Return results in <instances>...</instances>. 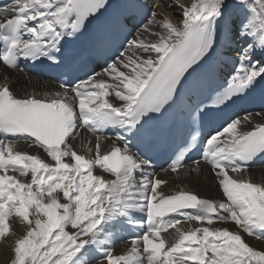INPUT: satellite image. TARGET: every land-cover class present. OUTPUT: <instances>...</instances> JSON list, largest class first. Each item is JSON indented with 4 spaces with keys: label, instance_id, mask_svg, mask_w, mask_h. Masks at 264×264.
Segmentation results:
<instances>
[{
    "label": "snow or ice",
    "instance_id": "6c2138e0",
    "mask_svg": "<svg viewBox=\"0 0 264 264\" xmlns=\"http://www.w3.org/2000/svg\"><path fill=\"white\" fill-rule=\"evenodd\" d=\"M107 7V0H9L0 5V62L17 69L21 58L47 61L68 77L62 91L43 97L17 98L7 78L0 83V238L10 233L9 217L26 227L14 241L9 264H90L92 252L101 257L100 264H264V251L243 236L264 240V183L243 175L248 163L264 154V122L254 123L246 113L200 141L202 159L226 201L185 189L165 194L161 186L166 181L147 172L150 153L176 139L179 150L170 168L182 169L199 135L189 140L191 129L264 80V0L181 5L180 25L164 18L157 24L161 31L152 33L156 40L130 41L129 50L107 62L102 73L88 75L83 69L103 49L105 31L97 29L76 47L67 38L82 35L89 18ZM152 16L145 31L157 23L154 11ZM233 36L251 37L253 43L238 50L227 90L205 96L206 80L196 77L185 84L190 70L210 69L217 55H226ZM113 94L119 106L110 102ZM173 106L176 114L166 116ZM243 124L252 125L251 130H242ZM108 126L121 129L115 140L123 147L113 143L102 153L103 137L96 135L93 157L90 144L86 155L69 142L78 127L96 134ZM20 141L42 150L50 162L17 150ZM193 165L191 170L199 171L200 161ZM97 167L113 178L94 174ZM9 171L30 175V180ZM132 212L146 214V230L131 238L128 253L116 255L108 227ZM169 214L199 226L182 229L181 220ZM228 222L235 231L214 226Z\"/></svg>",
    "mask_w": 264,
    "mask_h": 264
},
{
    "label": "bare ground",
    "instance_id": "6f19581e",
    "mask_svg": "<svg viewBox=\"0 0 264 264\" xmlns=\"http://www.w3.org/2000/svg\"><path fill=\"white\" fill-rule=\"evenodd\" d=\"M169 1H171V0H169ZM180 1L181 0H176V1L173 0V2H175L176 6L177 5L181 6L182 4L186 5V4H184L186 2H184V3L181 2V4H180ZM191 1L193 2V0H189L188 2L191 3ZM161 7H163V8H161ZM158 9H160V13L162 15H164V17L167 18L169 21H171L173 24L180 25L178 23V21H176L177 16L179 15L178 10L175 9L176 11H174L172 13V11L170 10V8H168V6L166 7L162 4L158 6ZM182 16H183V14H182ZM154 19L157 22L156 26L151 25L149 27V30L145 31L147 34H145V36L142 37L143 39L147 38V40H149V41H154L157 39V37L152 35V33L161 31V29L157 27V24H159L163 20V18L159 14V15H156L154 17ZM6 73L10 78L12 77L14 79H18L17 80L18 83H20L21 86L23 85V87H24L23 89H21L20 85H18V87L15 88V91L17 92V94L21 95V94H25L27 92L32 93V92H35L36 88L47 87L44 83L41 84V82L39 80L33 79L29 76L19 75L18 73L13 72V71L6 72ZM2 78H4V76L1 75L0 79H2ZM251 117H252V121L254 123H261L264 120V112H263V114H259V115H251ZM249 126H251V125L250 124H244V126L242 127V130L247 129ZM89 144L93 148V151L90 153V155L91 154L95 155L94 141L93 140L87 141V139L83 143V148L81 146H79L78 149H76L78 154L88 155L89 153H87L86 147ZM25 145H26L25 146L26 151L29 154H39L42 158H45L46 154L43 153L42 150H38L34 146H30L27 143ZM21 151H23V149ZM98 170L99 169L96 168V171H98ZM178 174H179L178 180H176V176L174 173H170L168 175L169 179H171L169 188L173 187L174 189H178V188L196 189L199 193H203L204 196H210V195H214V194L218 193L217 182L215 180H213V178H211L212 176L209 175L208 170L206 172L205 168L202 165L199 166V171H192V170L186 169V170L180 171L179 173H176L177 176H178ZM244 174H246L248 178H251V179H254L258 182L264 183V171L263 170H260V169L252 170L251 169L249 171H245ZM13 175H17L18 178H20L22 180H30V175L28 177H19L18 173H14ZM8 223H9V227H10V233L6 237L0 238V264H9V260L13 255L12 248L14 246L15 239L17 237L24 235L26 232V227L15 216H12V219H10L8 221ZM224 225L229 226V227L231 226L229 224H224ZM188 226L193 227V224L190 223V224H188ZM162 237L168 238L165 235H162ZM245 238H247V239H245L247 241V243L257 250L259 241L255 238L251 237V236L249 237V236L245 235ZM262 247L264 248V246H262ZM94 264H100V263H94Z\"/></svg>",
    "mask_w": 264,
    "mask_h": 264
},
{
    "label": "rangeland",
    "instance_id": "374dc122",
    "mask_svg": "<svg viewBox=\"0 0 264 264\" xmlns=\"http://www.w3.org/2000/svg\"><path fill=\"white\" fill-rule=\"evenodd\" d=\"M175 1H176V0H175ZM188 1H189V0H186V1H185V0H181V1H180V4H181V2H183V3L186 2V3H184V4H186V5H189V4L192 3V1H191V3H189ZM171 2H172V6H171V7H174V8H175L176 10H178V12H179V15L177 16V19H176V21H178L180 15H181V16H180V19L182 18L183 9H182L181 6H180V7H179L178 5L176 6V4H175V2H173V0H171ZM187 3H188V4H187ZM182 5H183V4H182ZM166 7H167V6H166ZM161 8H163V7H161ZM175 9H174V11H176ZM174 11H173V12H174ZM214 226H215V227H224V228H228V229L233 227V226H230V227H229V226H225L224 223H223V224H221V223H216ZM230 230H231V229H230ZM235 230H236V228H235L233 231H235ZM243 236H244V239H247V238H245V235H244V234H243ZM258 241H259V240H258ZM246 242H247V241H246ZM262 246H264V243H263L262 241H259V242H258V248H257V250H258V251H264V248H263Z\"/></svg>",
    "mask_w": 264,
    "mask_h": 264
}]
</instances>
